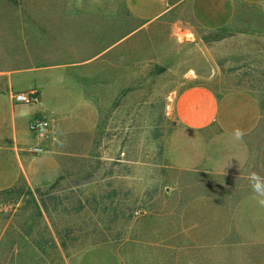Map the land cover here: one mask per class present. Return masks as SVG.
Listing matches in <instances>:
<instances>
[{
    "label": "rangeland",
    "instance_id": "1",
    "mask_svg": "<svg viewBox=\"0 0 264 264\" xmlns=\"http://www.w3.org/2000/svg\"><path fill=\"white\" fill-rule=\"evenodd\" d=\"M134 1L141 2L0 0V67L12 63L18 42L34 65L92 60L73 73L99 107L97 157L60 159L71 176L40 187L50 194L49 234L41 218L29 216L26 178L61 172L41 158L58 138L34 152L30 133L21 166L0 149V264H264V206L253 199L249 177L176 168L162 155L165 140L180 133L171 96L189 83L249 91L264 120L259 8L238 4L227 25L204 29L185 5L149 18L153 9ZM5 80L0 73V92ZM32 224L43 244L59 232L61 258L45 246L42 263L29 246H17Z\"/></svg>",
    "mask_w": 264,
    "mask_h": 264
},
{
    "label": "crops",
    "instance_id": "2",
    "mask_svg": "<svg viewBox=\"0 0 264 264\" xmlns=\"http://www.w3.org/2000/svg\"><path fill=\"white\" fill-rule=\"evenodd\" d=\"M241 3L257 6L264 20V0H141L133 4L143 10L153 9L149 18L164 16L171 7L185 5L192 22L204 29H214L227 25ZM127 34L129 30L121 37ZM14 50H24L25 55L18 56ZM10 53L12 63L0 67V73L6 76L0 92V149L10 151L17 166H21L26 146L31 142L30 118L33 115L51 117L58 141L41 158L48 161L51 172H61L38 182L30 176L26 180L35 187L50 184L59 176L69 177L70 168H65L60 159L97 157L93 148L99 120L98 103L90 93L87 95L86 83L73 73L92 60L34 65L29 61L28 50L19 42L13 44ZM11 87L34 89L37 100L33 107L26 106L29 103H12ZM169 105L173 125L180 133L169 136L163 144L162 155L167 165L248 177L255 172L264 178V128L260 127L264 120L260 104L252 93L239 88L216 91L202 82H192L176 91ZM235 129L243 132L239 140L233 136ZM31 157L29 153V164Z\"/></svg>",
    "mask_w": 264,
    "mask_h": 264
},
{
    "label": "trees",
    "instance_id": "3",
    "mask_svg": "<svg viewBox=\"0 0 264 264\" xmlns=\"http://www.w3.org/2000/svg\"><path fill=\"white\" fill-rule=\"evenodd\" d=\"M63 177L64 176L57 177V179H55L50 184L55 186L56 185L55 183L60 182ZM40 187L41 186H35V187H33V189L29 188L26 192L29 195V197L25 198V201L29 204L28 208H29L30 218L32 216H35L37 218H41L42 221H41V227L40 228L46 234H49L50 228H49L47 222H45V219L47 218V209H46V205H45V201H44V199H45L44 196H48L50 194L44 193V191L41 190ZM33 226H34V224L29 226V239L24 237L21 240V241H24V243L19 242V245H17V246L22 247V245H23L26 248H27V246H29V250L31 252L30 254H34V256L36 258H38L39 261L42 263L48 260V257H47L48 255L45 252V246H50L55 251V253L58 254L57 255L58 258L59 257L61 258L60 251L65 248V244H64L63 240L61 239L59 232L56 229H54V233L57 236V240L55 241L54 238L51 237L50 239H48V241H45L43 244V243H40L39 241H37L33 238V235L37 233L36 231L32 230ZM22 234L27 235V232H24V230H23ZM46 242H49V243H46Z\"/></svg>",
    "mask_w": 264,
    "mask_h": 264
},
{
    "label": "built area",
    "instance_id": "4",
    "mask_svg": "<svg viewBox=\"0 0 264 264\" xmlns=\"http://www.w3.org/2000/svg\"><path fill=\"white\" fill-rule=\"evenodd\" d=\"M9 97L12 103H33L37 100V93L34 89L15 90L10 92ZM28 129L34 139L29 149L34 152L44 150L57 138V128L51 117L33 115L29 120Z\"/></svg>",
    "mask_w": 264,
    "mask_h": 264
},
{
    "label": "clouds",
    "instance_id": "5",
    "mask_svg": "<svg viewBox=\"0 0 264 264\" xmlns=\"http://www.w3.org/2000/svg\"><path fill=\"white\" fill-rule=\"evenodd\" d=\"M233 136L239 140L243 137V132L240 129H235ZM249 182L253 192V199H256L260 205L264 206V179L253 172L249 176Z\"/></svg>",
    "mask_w": 264,
    "mask_h": 264
}]
</instances>
